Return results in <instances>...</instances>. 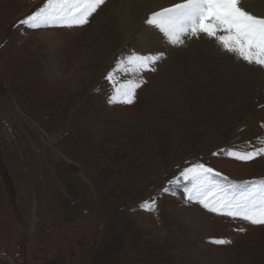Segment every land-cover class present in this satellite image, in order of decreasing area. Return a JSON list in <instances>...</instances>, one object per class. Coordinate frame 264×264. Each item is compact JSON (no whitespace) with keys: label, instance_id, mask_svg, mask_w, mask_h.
Segmentation results:
<instances>
[{"label":"rangeland","instance_id":"obj_1","mask_svg":"<svg viewBox=\"0 0 264 264\" xmlns=\"http://www.w3.org/2000/svg\"><path fill=\"white\" fill-rule=\"evenodd\" d=\"M45 3L0 0V264H47L52 253L54 264H264V225L209 211L169 184L197 163L237 193L264 181V154L250 161L225 154L264 146V84H234L227 106L190 103L174 70H141L128 63L137 54L118 49L109 65L103 60L111 57L99 54L89 62L93 74L76 82L64 68L82 58L89 22L35 30L19 24ZM49 29L62 32H35ZM46 51L49 63L62 59L64 77L38 74ZM240 60L234 55L231 63ZM124 79L143 81L134 102H110ZM218 79L215 88L224 89ZM153 196L156 212L139 207ZM200 212L202 224L187 230L188 216Z\"/></svg>","mask_w":264,"mask_h":264},{"label":"snow or ice","instance_id":"obj_2","mask_svg":"<svg viewBox=\"0 0 264 264\" xmlns=\"http://www.w3.org/2000/svg\"><path fill=\"white\" fill-rule=\"evenodd\" d=\"M105 0H46L43 7L19 21V24L31 29L45 27L83 26L96 13ZM147 23L154 25L172 44L182 43L181 36H198L203 33L214 38L218 47L235 55L248 64L264 67V16L254 15L244 4V0H183L182 3L153 12ZM164 58L162 52L155 55H136L130 57L129 64L141 70L154 71V65ZM107 79L113 81L110 72ZM143 81H125L114 87L110 102L132 104L135 90ZM114 84L116 82L114 81ZM264 144V141L261 142ZM226 155L241 161H250L264 154V146L251 151L232 148ZM222 174L204 164H194L177 176L169 184L183 186L188 200H195L214 213L239 218L254 225H264V181L246 194L241 190L233 191L231 185L224 187L217 183L216 177ZM227 180V177L224 178ZM247 185L253 181H245ZM164 192L175 191L164 188ZM139 207L147 212H156V197L144 200ZM242 230V229H241ZM218 244L229 241L217 240Z\"/></svg>","mask_w":264,"mask_h":264},{"label":"bare ground","instance_id":"obj_3","mask_svg":"<svg viewBox=\"0 0 264 264\" xmlns=\"http://www.w3.org/2000/svg\"><path fill=\"white\" fill-rule=\"evenodd\" d=\"M182 2L183 0H105V3L89 19L87 39H81L82 58L73 59L72 65L68 66L69 68H64L69 75L68 77H73L76 82L79 76L84 77V79L88 78L89 74H93L89 72V62L97 60L99 54L104 56V59L111 57L110 52L118 49L119 52H133L137 55H155L162 52L164 58L158 61L156 66L163 72L174 70L179 75L176 85L182 89L183 92L180 91L182 94L184 93L183 95L190 98V103L191 100L196 101L202 98L204 103L208 101L223 102L226 105L233 99L227 100L231 96L229 89L237 90L233 86L234 84L240 85L251 81L264 84V67L248 64L243 60H240L241 62L235 66L232 65L234 55L221 50L218 45H213L214 38L203 33L198 36L184 35L180 37L182 43L172 44L158 28L147 23L153 12ZM244 4L254 15L264 16V0H244ZM35 32L48 35L46 33H61L62 30L49 29L44 32ZM113 32L116 34V38L114 34L112 35ZM47 40L45 39V42ZM88 41L89 46L87 47ZM115 43L120 44L115 45ZM120 45L122 47H117ZM43 46L47 49L50 47L48 42ZM89 51H95L90 53L93 56L91 61L89 60ZM45 53H47L48 58L40 59L38 74L47 78L54 76L55 80L60 75L64 77L62 71L58 69L62 59L59 61L56 57L52 63H49L51 62V53L47 51ZM99 60H103V58H99ZM111 60L112 57L103 61L109 65ZM78 67L80 68V75H78L79 72L77 74ZM238 67H242V69ZM218 78L224 80L223 83L226 86L224 89L215 88V81H218ZM181 93L180 96H182ZM67 219L70 221L71 216H67ZM202 219V212L188 216L185 228L190 230L195 226L197 227V225L202 224ZM193 234V231H189L188 238L192 239L195 235ZM110 248L111 246L107 245L102 250L108 252Z\"/></svg>","mask_w":264,"mask_h":264},{"label":"crops","instance_id":"obj_4","mask_svg":"<svg viewBox=\"0 0 264 264\" xmlns=\"http://www.w3.org/2000/svg\"><path fill=\"white\" fill-rule=\"evenodd\" d=\"M59 176H60V174H59ZM36 204L38 205V201H36ZM35 206V210L36 211H38V207H39V205L38 206ZM67 219V218H66ZM68 220V219H67ZM62 222V221H61ZM35 226V225H34ZM62 233V232H61ZM54 253H52V254H49V255H47L43 260L48 264V262H51V261H53V259H56L55 257H54V255H53ZM40 256V255H39Z\"/></svg>","mask_w":264,"mask_h":264},{"label":"flooded vegetation","instance_id":"obj_5","mask_svg":"<svg viewBox=\"0 0 264 264\" xmlns=\"http://www.w3.org/2000/svg\"><path fill=\"white\" fill-rule=\"evenodd\" d=\"M55 262H56L55 259H53V261L48 262V264H54Z\"/></svg>","mask_w":264,"mask_h":264},{"label":"built area","instance_id":"obj_6","mask_svg":"<svg viewBox=\"0 0 264 264\" xmlns=\"http://www.w3.org/2000/svg\"><path fill=\"white\" fill-rule=\"evenodd\" d=\"M12 259V258H11Z\"/></svg>","mask_w":264,"mask_h":264}]
</instances>
